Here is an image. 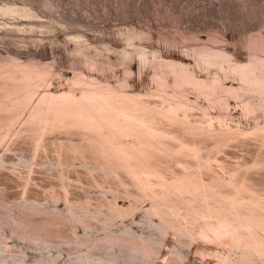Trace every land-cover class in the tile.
<instances>
[{
  "label": "rangeland",
  "instance_id": "374dc122",
  "mask_svg": "<svg viewBox=\"0 0 264 264\" xmlns=\"http://www.w3.org/2000/svg\"><path fill=\"white\" fill-rule=\"evenodd\" d=\"M0 264H264V0H0Z\"/></svg>",
  "mask_w": 264,
  "mask_h": 264
},
{
  "label": "bare ground",
  "instance_id": "6f19581e",
  "mask_svg": "<svg viewBox=\"0 0 264 264\" xmlns=\"http://www.w3.org/2000/svg\"><path fill=\"white\" fill-rule=\"evenodd\" d=\"M235 71L240 75V80H241L243 86H248V85L252 84V82H254L253 79L255 78V74H254V70L251 69V67H249V66H238L235 68ZM259 80L260 79H258V81Z\"/></svg>",
  "mask_w": 264,
  "mask_h": 264
}]
</instances>
